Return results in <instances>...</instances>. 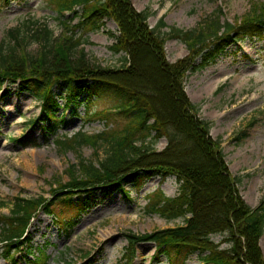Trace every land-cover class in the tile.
<instances>
[{"label":"trees","instance_id":"obj_1","mask_svg":"<svg viewBox=\"0 0 264 264\" xmlns=\"http://www.w3.org/2000/svg\"><path fill=\"white\" fill-rule=\"evenodd\" d=\"M58 1L62 37L54 40L52 30L44 25L39 30L44 44L38 53H32L27 50L24 31L19 27L11 32L17 45L8 49L0 45V92L8 85H17L20 92L32 94L42 105L39 119L46 118L51 128L57 124L56 111L61 105L84 104L89 119L105 117L109 126L96 134L78 132L70 137L54 134V139L65 149L102 142L107 145V153L98 162L80 156L78 163L68 168V180L53 184L49 196L14 198L9 213L0 215V250L6 261L29 242L28 229L40 212L64 224L68 213H83L91 208L98 192L103 198L117 190L128 196L126 186L130 181L136 183L153 176L164 181L175 176L178 192L172 196L157 188L148 194L145 212L167 220H181V224L142 235L127 234L128 246L120 264H134L137 243L146 241L155 244L152 258L158 260L164 255L168 264H186L193 254L198 255L199 264H264L260 246L264 235V198L255 208L244 199L238 186L241 177L231 173L221 140L212 136L211 122L198 115V104L185 90L189 71L196 72L215 62L229 46L244 37L264 40V5L255 3L252 11L237 22L211 15L197 28L184 30L169 26L163 19L151 27L152 13L137 10L131 0ZM66 10L79 18L77 23L71 25L62 19ZM108 18L118 26L111 49L126 54L123 65L115 69L89 63L85 50L78 51L89 42L81 36L101 30ZM170 38L183 41L188 54L169 61L165 46ZM140 48L156 57L164 76L173 84L171 92L177 96L175 102L182 110L185 127L169 125L152 96L137 88L139 72L135 61ZM57 88L62 90L61 94ZM98 102L108 104L99 111H91V106ZM26 138L23 135L16 140L25 145ZM163 138L165 147L158 152L153 150L151 146ZM180 144L198 148L205 155L203 173L198 167L176 159ZM207 172L214 175L215 183H222L220 188L227 200L213 201L223 208L219 215L213 214L215 210L207 213L204 205L202 179L209 176ZM215 234H221L222 239L213 240ZM223 243L227 247L222 248ZM48 258L42 252L41 256H33V262L46 264Z\"/></svg>","mask_w":264,"mask_h":264},{"label":"rangeland","instance_id":"obj_2","mask_svg":"<svg viewBox=\"0 0 264 264\" xmlns=\"http://www.w3.org/2000/svg\"><path fill=\"white\" fill-rule=\"evenodd\" d=\"M131 1L137 10L152 12L150 26H156L163 19L169 26L185 30L197 28L211 15H219L222 21L237 22L252 11L255 3L264 5V0ZM58 8V0H0V45L5 49L17 45L11 32L21 27L27 50L38 53L44 44L40 35L42 31H39L44 25L52 30L53 38L63 36ZM62 19L71 25L79 20L71 10L65 11ZM117 34L116 22L105 19L101 30L81 36L82 40L88 39L89 42L78 51L85 50L89 63L103 68L121 67L126 54L111 49ZM165 47L169 61L188 54L187 45L177 39H168ZM135 63L139 72L137 88L152 96L154 105L169 125L185 127L182 110L175 102L177 96L171 92L174 86L161 71L160 62L148 50L140 48ZM213 80L218 82L212 86ZM185 90L199 105L198 115L211 122L212 136L221 140L231 173L241 177L238 186L244 199L251 207H257L264 198V40L242 38L215 62L196 72L189 71ZM57 91L62 93L60 88ZM107 104L98 102L90 110L99 111ZM41 111L40 102L29 92H20L17 85H8L0 92V215L9 213L16 196H49L53 184L68 180L67 170L78 163L80 156L96 162L106 156L107 145L102 142L65 149L52 138V134L99 133L109 126L105 117L89 119L84 104L77 107L61 105L56 111L59 116L57 124L51 128L46 119H38ZM24 134L27 135L25 147L16 141ZM165 145L166 139L163 138L151 148L158 152ZM30 147L35 149L28 150ZM189 147L180 144L176 159L198 167L203 173L205 155L198 148ZM42 150L45 154L40 157ZM214 180L212 174L204 176L202 196L206 199V212L215 210L213 214L219 215L223 208L220 203L214 205L213 201L227 200L220 188L222 183ZM159 187L166 194L175 195L179 184L175 176L164 181L154 176L136 183L130 181L126 186L128 196L117 190L103 198L98 192L97 201L91 208L83 213H68L67 223L63 225L40 212L29 228V243L17 251L10 263L0 250V264H33V255L42 252L49 255L46 264H120L128 246L127 234L142 235L181 224V220H167L145 212L148 194ZM212 237L216 242L222 239L221 234ZM260 244L261 247L264 245V235ZM221 247H227V244L223 243ZM155 249L152 242L137 243L134 264H168L164 255L158 260L152 258ZM262 252L264 255L263 247ZM199 263L198 255L193 254L186 264Z\"/></svg>","mask_w":264,"mask_h":264},{"label":"bare ground","instance_id":"obj_3","mask_svg":"<svg viewBox=\"0 0 264 264\" xmlns=\"http://www.w3.org/2000/svg\"><path fill=\"white\" fill-rule=\"evenodd\" d=\"M217 82H218V80H213L212 86H213V84H216ZM32 149H35V148H33V147L28 148V150H32ZM40 153H41V154H39L40 157H42V155L45 154V152H43V150ZM262 247H263V251H264V245L263 244H262Z\"/></svg>","mask_w":264,"mask_h":264}]
</instances>
